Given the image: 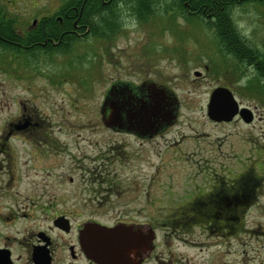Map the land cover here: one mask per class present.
<instances>
[{"label": "flooded vegetation", "instance_id": "1", "mask_svg": "<svg viewBox=\"0 0 264 264\" xmlns=\"http://www.w3.org/2000/svg\"><path fill=\"white\" fill-rule=\"evenodd\" d=\"M248 1L227 2L233 23ZM142 3L116 2L125 16L112 27L111 0H50L26 20L0 0L14 107L0 129V264H264V142L247 128L264 122V96L252 97L264 50L247 37L226 48L198 2L159 0L217 48L138 50L96 93L125 20H144L126 6ZM186 85L205 89L194 98ZM219 87L237 101L230 119L209 115ZM198 103L208 122L244 131L185 129Z\"/></svg>", "mask_w": 264, "mask_h": 264}, {"label": "rangeland", "instance_id": "2", "mask_svg": "<svg viewBox=\"0 0 264 264\" xmlns=\"http://www.w3.org/2000/svg\"><path fill=\"white\" fill-rule=\"evenodd\" d=\"M33 1L38 2L34 7ZM46 1L50 0H11V16L26 20L39 11L40 6ZM233 17L238 29L252 41L255 47L264 50V3L248 1L242 5L240 4L235 7ZM128 18L125 20V31H120L122 34L120 33L121 35L117 36V40L113 43L114 46L111 48L112 54L105 56L106 58L102 60L101 64L104 65L105 68L103 69L104 72L99 73L96 79L97 87H99L96 89V93L101 91L100 86L104 85L106 82L105 76L119 74V72L114 70L113 66H121V64L125 65L130 63L136 58L135 52L138 50L145 52L147 50L151 52L153 49L164 51L171 49H193L195 51H201V49H203V51H211L218 46L216 45L217 42L215 44L212 38L208 36L207 30L203 25L197 21L185 19L184 14L176 15V18L173 20H170L171 18L168 14L162 16L159 14L151 15L141 22L135 21L132 17ZM90 47V42L79 44V50H85V52L82 53L84 57H80V62H87L88 53L89 50H91ZM97 47L99 46L97 45ZM108 57H110L111 60H107ZM205 58L204 56L199 57V60ZM161 59V64H163L164 57ZM195 63L197 62L194 61L190 64L196 66L197 64ZM36 80L41 82L47 80V78H41V76H39ZM11 82V52H2V50H0V129L2 127H7L9 121H7V119L11 118V114L14 112V107L11 104ZM204 89L205 86L201 85L198 87L197 92H195L192 86L186 85V88L183 89L181 93L194 98H200L198 92ZM190 90H192L191 93ZM252 97L260 96L255 94ZM97 98H99L98 94H96L95 105L100 104V100ZM195 104L192 106L194 107ZM256 104L261 108L263 107L261 103L256 102ZM43 105L44 104H42V106ZM199 105L200 103L196 105L197 110L192 111L191 109L190 114L187 115L188 117L191 115L189 121L181 124L185 125V129L203 130L207 132L212 139H214L216 134L220 131H224L225 133L230 131L237 132L239 130L244 131L241 126L236 124L225 125L224 127L218 128L217 125L208 122L207 119L202 116V112L198 109ZM66 106L67 105L64 104V107ZM188 122L191 123L190 126H187ZM3 123L4 126H2ZM261 127L264 128V122H257L254 128H247L256 135L257 141L264 142V135L261 134ZM248 146L250 147V145ZM237 147L241 150L242 144L240 147L237 145ZM209 155H211V153H209ZM194 156L195 155H193V157ZM191 170H194L193 167ZM259 202L264 207V192L262 196L259 197Z\"/></svg>", "mask_w": 264, "mask_h": 264}, {"label": "trees", "instance_id": "3", "mask_svg": "<svg viewBox=\"0 0 264 264\" xmlns=\"http://www.w3.org/2000/svg\"><path fill=\"white\" fill-rule=\"evenodd\" d=\"M123 1H133L138 2L141 1L142 8H140L138 5H127V9L133 10L139 17L143 19L149 18L151 15L159 14L164 15L168 14L170 16V20H173L176 18V14L171 13L172 8H159L157 6V1L159 0H111L112 2V13H111V26L115 27L118 24H121V17L125 16V14L118 13L117 10H120V6L116 5V2H123ZM195 2H198L201 4V7L195 6L193 9H195L198 12V17H203L207 15L208 12H215L216 15V21H215V27L217 29V33L223 34L224 38H222L221 43L226 44V48L233 49L237 48V43L239 44V49H242V42L243 38L246 36L237 28L236 23H233L232 20L229 18V7L227 5V2L234 1L235 0H193ZM248 1V0H247ZM254 1H263V0H254ZM115 4V5H114ZM205 4H207L205 7ZM181 10L186 11L185 7L181 4L179 11ZM170 11V12H169ZM205 11V12H204ZM189 15V14H188ZM186 18H189V16L185 15ZM237 42V43H236ZM5 49H7L5 47ZM11 50V48L9 49ZM263 77V76H262ZM254 88V92L257 95L264 96V81L260 78L257 79L252 86Z\"/></svg>", "mask_w": 264, "mask_h": 264}, {"label": "water", "instance_id": "4", "mask_svg": "<svg viewBox=\"0 0 264 264\" xmlns=\"http://www.w3.org/2000/svg\"><path fill=\"white\" fill-rule=\"evenodd\" d=\"M237 101L228 88H216L212 94L209 105V115L214 119H230L234 113Z\"/></svg>", "mask_w": 264, "mask_h": 264}, {"label": "clouds", "instance_id": "5", "mask_svg": "<svg viewBox=\"0 0 264 264\" xmlns=\"http://www.w3.org/2000/svg\"><path fill=\"white\" fill-rule=\"evenodd\" d=\"M240 83H241V84L245 83V80H244V79H242V80L240 81Z\"/></svg>", "mask_w": 264, "mask_h": 264}]
</instances>
